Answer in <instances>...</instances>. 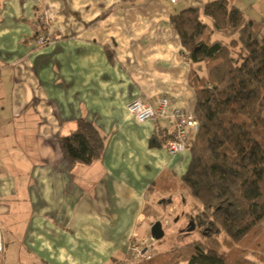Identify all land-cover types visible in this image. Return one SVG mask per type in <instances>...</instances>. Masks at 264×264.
Listing matches in <instances>:
<instances>
[{"label":"crops","instance_id":"1","mask_svg":"<svg viewBox=\"0 0 264 264\" xmlns=\"http://www.w3.org/2000/svg\"><path fill=\"white\" fill-rule=\"evenodd\" d=\"M208 1L0 0V264L9 252L18 264L117 263L132 233L148 236L152 208L184 201L187 190L153 185L182 176L190 150L171 155L169 120L137 122L127 105L166 95L195 110L191 61L170 17ZM229 2L264 23V0ZM44 11L53 40L38 46ZM81 118L105 141L90 164L68 161L58 144ZM17 130L22 140L1 139Z\"/></svg>","mask_w":264,"mask_h":264},{"label":"trees","instance_id":"2","mask_svg":"<svg viewBox=\"0 0 264 264\" xmlns=\"http://www.w3.org/2000/svg\"><path fill=\"white\" fill-rule=\"evenodd\" d=\"M170 20L191 61L199 130L186 172L153 188L188 191L198 234L136 264H264V23L229 0L188 6ZM58 144L68 161L90 164L105 141L81 118Z\"/></svg>","mask_w":264,"mask_h":264},{"label":"built area","instance_id":"3","mask_svg":"<svg viewBox=\"0 0 264 264\" xmlns=\"http://www.w3.org/2000/svg\"><path fill=\"white\" fill-rule=\"evenodd\" d=\"M39 22L42 30L37 35L35 42L38 46H44L53 40L50 33L51 16L48 11L43 12ZM138 103L152 109L150 114L143 115L142 122L165 117L173 125L174 135L165 144L166 150L171 155L190 150V140L199 130V120L194 111L175 105L173 100L166 95L160 96L155 103H151L142 97H137L127 105L129 113L133 115L136 121L137 116L141 115L137 107ZM2 249L3 241L0 229V252ZM153 255V248L148 237H141L139 233L134 232L128 242L126 257L114 264H136L152 258Z\"/></svg>","mask_w":264,"mask_h":264},{"label":"rangeland","instance_id":"4","mask_svg":"<svg viewBox=\"0 0 264 264\" xmlns=\"http://www.w3.org/2000/svg\"><path fill=\"white\" fill-rule=\"evenodd\" d=\"M203 19L209 23L211 22L210 18L205 15H203ZM6 108V105H1V110ZM13 124L14 121L11 118L3 119V121H1V130L4 125L9 126ZM19 131L20 130H17L16 133H11V135L9 136H1V139L6 141H8L7 139L22 140L23 137L22 135H19ZM22 146L26 148L25 145L22 144ZM185 195L186 196L184 198V201L183 198H180V196L178 197L177 203L175 201V204L177 206L175 209L173 208V211H171L169 207V203H172L173 201L169 198H165L164 201H162V207H160L159 210H156L154 208L150 210L149 220L144 225H142L141 230L148 235L147 237L153 248V254L158 251L168 250L173 246L181 245L187 241L192 240L195 236H197L198 229L195 228L193 230H188L191 221L188 213L191 211V208L194 203V198H192L189 194H186V192ZM164 205L166 206L165 209L163 208ZM156 221H161L162 226L165 230L164 236L158 239L153 238L151 235V227ZM1 223L4 224L3 222ZM9 251L10 248H8V252ZM15 262L16 259H13L9 252L7 254L5 264H18Z\"/></svg>","mask_w":264,"mask_h":264},{"label":"water","instance_id":"5","mask_svg":"<svg viewBox=\"0 0 264 264\" xmlns=\"http://www.w3.org/2000/svg\"><path fill=\"white\" fill-rule=\"evenodd\" d=\"M195 229V221L191 219L188 230ZM165 230L161 221H156L151 227V235L153 238L158 239L164 236Z\"/></svg>","mask_w":264,"mask_h":264},{"label":"clouds","instance_id":"6","mask_svg":"<svg viewBox=\"0 0 264 264\" xmlns=\"http://www.w3.org/2000/svg\"><path fill=\"white\" fill-rule=\"evenodd\" d=\"M137 107L139 108V112L141 113V115L137 116V122H142L143 115L150 114L152 112V109L150 107L140 105L139 103Z\"/></svg>","mask_w":264,"mask_h":264}]
</instances>
